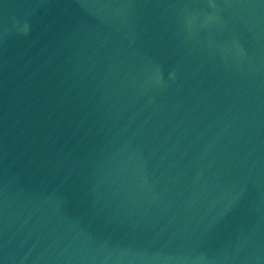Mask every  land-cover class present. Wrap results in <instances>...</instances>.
Returning <instances> with one entry per match:
<instances>
[{
  "label": "water",
  "instance_id": "obj_1",
  "mask_svg": "<svg viewBox=\"0 0 264 264\" xmlns=\"http://www.w3.org/2000/svg\"><path fill=\"white\" fill-rule=\"evenodd\" d=\"M0 264H264V0H0Z\"/></svg>",
  "mask_w": 264,
  "mask_h": 264
}]
</instances>
